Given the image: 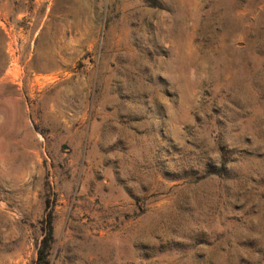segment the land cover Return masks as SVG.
Masks as SVG:
<instances>
[{"label":"rangeland","instance_id":"rangeland-1","mask_svg":"<svg viewBox=\"0 0 264 264\" xmlns=\"http://www.w3.org/2000/svg\"><path fill=\"white\" fill-rule=\"evenodd\" d=\"M0 264H264V0H0Z\"/></svg>","mask_w":264,"mask_h":264},{"label":"trees","instance_id":"trees-1","mask_svg":"<svg viewBox=\"0 0 264 264\" xmlns=\"http://www.w3.org/2000/svg\"><path fill=\"white\" fill-rule=\"evenodd\" d=\"M52 238H53V226H52V222H50L49 226H48L47 238H46V240H44L43 249L40 252L39 260L41 261V263H43V261L45 259L44 256H45L46 251H48L51 248Z\"/></svg>","mask_w":264,"mask_h":264}]
</instances>
